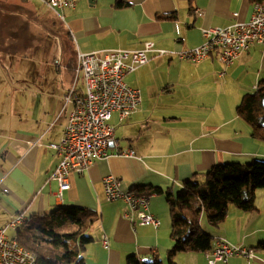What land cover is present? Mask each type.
I'll return each instance as SVG.
<instances>
[{
	"label": "crops",
	"instance_id": "0c3cea01",
	"mask_svg": "<svg viewBox=\"0 0 264 264\" xmlns=\"http://www.w3.org/2000/svg\"><path fill=\"white\" fill-rule=\"evenodd\" d=\"M116 2L80 0L74 11H52L64 24L76 56L138 51L146 43L167 51L194 49L204 42L203 29L248 22L254 13L247 0H128L123 9H116ZM10 42L0 33V228L19 215L31 219L64 206L91 209L101 218L91 229L94 241L84 254L87 264H126L129 256L147 260L154 254L167 264L173 246L171 216L165 195L157 192L176 195L195 177L204 183L206 173L217 165L264 160V141L252 136L237 113L243 97L255 93L264 81V45L252 46L223 76L217 53L200 64L151 54L146 66L125 77L130 87L141 92L138 110L127 121L121 123L117 116L110 122L119 149L131 150L134 156L114 155L72 175L70 189L60 198L59 184L50 178L60 159L49 145L60 143L68 124L72 107L66 100L77 64L57 69L42 62L36 64L37 71H17L15 66L8 72L7 56L17 64L16 50L8 51ZM12 47L16 49V44ZM117 150L111 146L109 151ZM109 176L118 179L123 192L152 193L148 213L160 221L158 229L133 227L124 217L125 202L106 201L104 179ZM255 205L250 213L231 207L221 227L213 230L217 238L251 253L244 261L234 257L229 264H264V253L255 249L264 242V190L256 192ZM208 233L216 245L215 234ZM105 238L108 248L103 245ZM183 261L208 264L202 253L176 258L177 264Z\"/></svg>",
	"mask_w": 264,
	"mask_h": 264
},
{
	"label": "built area",
	"instance_id": "2783aa9c",
	"mask_svg": "<svg viewBox=\"0 0 264 264\" xmlns=\"http://www.w3.org/2000/svg\"><path fill=\"white\" fill-rule=\"evenodd\" d=\"M51 11L76 10L80 0H37ZM64 22L62 15H59ZM204 42L199 47L184 51L157 49L153 43H146L141 50H107L77 55V78L81 77L82 91L77 89V78L68 93L66 105L72 110L59 144H51L60 163L51 175V180L59 184V197L70 189L69 179L76 173H83L99 160L112 156L130 158L131 150L119 149L120 140L110 124L113 114H118L122 123L127 121L141 105V92L130 87L125 77L147 65L150 55L171 57L181 62L200 64L217 53L218 61L230 68L249 49L258 44L264 45V5L254 7L248 22H236L226 28L203 29ZM226 71L222 72V76ZM258 89V88H257ZM116 147L115 154L110 147ZM105 199L108 203L125 202L128 212L125 218L137 225L152 226L158 229L161 223L148 213L149 196L134 191L123 192L114 176L104 179ZM137 215V218H135ZM138 219V220H136ZM28 222L23 215L12 219L0 228V264H37L36 257L23 248L9 232L17 231ZM108 248V240H103ZM248 249L232 245L226 240H216L215 249L206 255L208 264H229L239 256H250Z\"/></svg>",
	"mask_w": 264,
	"mask_h": 264
},
{
	"label": "trees",
	"instance_id": "16d2710c",
	"mask_svg": "<svg viewBox=\"0 0 264 264\" xmlns=\"http://www.w3.org/2000/svg\"><path fill=\"white\" fill-rule=\"evenodd\" d=\"M127 1L117 0L115 8H126ZM247 1L252 7L264 5V0ZM263 97L264 81L255 93L243 97L237 109L238 115L250 126L252 136L261 141H264ZM205 176L203 184L195 177L186 182L176 195L171 191L157 192L165 195L171 216L173 246L166 256L167 264H177L176 258L182 253L207 255L215 249V238L201 226L203 215L213 227L219 228L231 207L245 213L256 210V192L264 190V160L217 165ZM132 191L152 196L145 189ZM100 218L91 209L58 207L48 215L32 217L17 230L15 238L36 257L37 264H87L84 254L94 241L91 229L100 222ZM255 249L264 253V242H259ZM126 264L165 263L158 254H154L147 260L129 256Z\"/></svg>",
	"mask_w": 264,
	"mask_h": 264
},
{
	"label": "rangeland",
	"instance_id": "374dc122",
	"mask_svg": "<svg viewBox=\"0 0 264 264\" xmlns=\"http://www.w3.org/2000/svg\"><path fill=\"white\" fill-rule=\"evenodd\" d=\"M29 2L33 6L26 3L16 4L0 0V33L5 35L8 41H11L8 51L13 52L16 50L17 52V64L13 65L12 57L7 56L8 65L5 70L10 72L16 66L17 71H37L36 64L42 66V62H49L50 65L56 66L57 69H61L62 66L68 68V66L77 64L74 46L64 24L48 8L43 7V10L36 9L35 7L42 6L37 0H29ZM14 43L16 44V49L12 47ZM36 61L39 63H36ZM222 66L224 68L223 71H227L232 67L226 68L224 65ZM77 81V89L82 91L80 76H78ZM117 116L118 114H113L114 118H117ZM201 184L203 183L201 182ZM203 218L202 221L206 226L205 230L214 233L217 238L218 233L213 230L219 229L221 226L219 228L213 227L205 215ZM16 234L17 231H11L8 236L10 238L16 237ZM218 239L223 238L219 237L216 240ZM179 255H186V253ZM239 257L241 258H234L233 260L241 259V261H244L242 260L244 256ZM182 264H184V261Z\"/></svg>",
	"mask_w": 264,
	"mask_h": 264
},
{
	"label": "water",
	"instance_id": "95a60500",
	"mask_svg": "<svg viewBox=\"0 0 264 264\" xmlns=\"http://www.w3.org/2000/svg\"><path fill=\"white\" fill-rule=\"evenodd\" d=\"M262 106H263V108H264V97H263V99H262Z\"/></svg>",
	"mask_w": 264,
	"mask_h": 264
}]
</instances>
